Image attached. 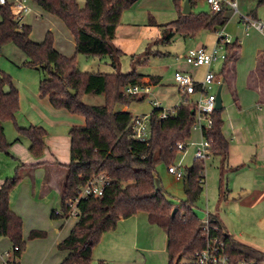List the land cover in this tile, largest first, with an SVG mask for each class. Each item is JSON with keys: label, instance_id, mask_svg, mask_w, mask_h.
<instances>
[{"label": "trees", "instance_id": "trees-1", "mask_svg": "<svg viewBox=\"0 0 264 264\" xmlns=\"http://www.w3.org/2000/svg\"><path fill=\"white\" fill-rule=\"evenodd\" d=\"M91 1L95 7L90 3L81 8L76 0H32L44 12L59 19L73 37L75 54L70 58L55 50L51 32L46 33L41 43L33 42L30 39L31 26H20L8 6H0V51L3 46L13 43L27 57L24 66L41 73L38 85L40 97H48L55 109H65L85 121L84 125L74 126L69 131L70 161L65 166L61 207L59 213L52 212L51 218L69 217L66 202L76 196L78 187L86 180L99 173H105L110 178V185L102 196L81 199L77 204V222L69 235L57 245L58 250L65 252L60 264H91L94 248L102 236L116 229L121 219L139 213H145L148 222L165 233L167 264H192L195 252L205 246L201 223L192 209L203 192L200 181L204 180V160H193L192 165L183 170L186 200L177 207L173 217L171 213L175 206L163 190L156 187L155 174L158 164L168 167L175 163L178 156L176 145L186 143L191 136L195 120L191 99L186 104L180 103L164 119L160 117L163 109L154 108L148 118L149 137L144 142L134 140L132 125L138 116L114 109L117 105L127 106L144 100V96L125 95L123 88L143 85L141 80L145 76L137 73L135 66L147 63L149 48L141 56H132V69L122 74L118 68L123 53L113 41L123 11L135 0ZM188 2L194 4V0ZM174 7L176 20L157 26L160 35L154 43L168 44L176 35L187 38L203 31L216 32L229 20L226 8L215 14L200 12L183 15L179 0L174 1ZM239 48L237 41L225 47L227 59L219 75L224 74L227 65L237 58ZM78 55L106 57L115 72H82L76 63ZM256 70L264 83V53L258 58ZM149 79V83L158 81L154 77ZM88 95L103 96L104 104H86L83 98ZM18 111V90L11 77L0 70V152L8 155L10 142L5 136V124L11 122L18 136L15 141L26 139L28 152L40 157L46 132L37 126L18 127L15 121ZM221 113L222 109L213 112V125L203 135L211 141L210 155L220 156L224 161L229 144L223 135ZM21 167L0 187V236L7 238L12 246L19 247V256L26 244L22 239V220L10 209L9 194L22 180L19 175ZM218 223L220 230L224 231L222 238L230 264L243 260L264 264V252L237 241L219 220ZM42 237H45L42 231L33 230L29 234V239Z\"/></svg>", "mask_w": 264, "mask_h": 264}, {"label": "rangeland", "instance_id": "rangeland-1", "mask_svg": "<svg viewBox=\"0 0 264 264\" xmlns=\"http://www.w3.org/2000/svg\"><path fill=\"white\" fill-rule=\"evenodd\" d=\"M173 1L135 0L121 15V23L128 27L129 25L132 27L136 25L137 29H141L143 23H148V20H152L155 23V25L148 24V28L146 29L147 31L149 30L148 32L146 31L148 39L143 42L137 52L139 55L144 54L146 49L149 48L147 63L135 66L136 72L141 75H153L156 69L163 70V66L167 64L183 62L184 49L187 47L186 45L189 41L187 38L176 35L168 44L154 43L156 37H158L156 35L160 33V29L157 26L168 24L177 18ZM180 1L182 3L184 0ZM76 2L81 8L90 3L95 7V3L91 0H76ZM253 2L255 0H238L240 14L236 15L232 11H227L230 19L229 22L232 24L231 28H237L239 32L242 31L243 33L244 25L241 22V16L250 15L261 7L257 1ZM28 6L31 7L32 11L23 18L21 24L31 26L30 39L32 41L41 43L47 32H51L53 37L55 33L58 38H62L63 32H66V29L58 19L44 13L37 5L29 2ZM208 10L209 7L204 0H197L196 5L192 9L195 14L208 12ZM260 12L264 13V6H262ZM201 35L215 38L214 34L210 32L202 33ZM132 43L134 44V42L129 41V44ZM130 59L131 56L127 54L121 57L118 69L120 73L125 74L132 69ZM26 61L27 57L25 54L13 43L3 46L0 51V64L2 67L10 65L20 67L22 64L21 67L27 68L24 66ZM76 63L78 70L82 72H114L106 57L99 58L78 55ZM173 83V71L171 69L169 73L162 75L160 84L149 87L150 95L145 96L143 101L132 102L128 106L136 104L139 115L151 114L154 108L151 101L153 96H155L162 103V108L165 112H173L181 102L178 86ZM216 91L217 87L214 86L211 93H216ZM197 97V95H192L191 99L195 101ZM95 98L97 97L88 95L84 97V101L86 104H94L97 103V99ZM221 99L223 109L221 117L224 121L223 131H227L228 133L230 125L239 123L243 139L240 141L241 143L237 141L234 145L232 144V139L227 134L226 137L229 144L227 162L223 163L220 156L212 155L204 160L203 192L192 209L199 220L203 219L206 213L215 215L227 232L237 241L264 252V167H259L255 163V156L253 157L255 146L259 145L264 138V104H253L251 107L244 108L245 110L240 114L234 103V97L225 87L221 91ZM257 106H259V109ZM5 136L7 141L9 140L8 142L18 137L15 127L11 122L6 123ZM199 139V134L191 131V136L186 142L188 147L185 151L178 154L174 163L175 166L180 164L181 169L184 170L192 165L195 148L189 144L192 142L196 143ZM21 140L27 142L24 138ZM25 148L27 149V143L25 144ZM9 158H12L9 153L6 155L0 152V172L2 174L9 173V178H11L15 175V169L12 168V172L8 170V166L12 164ZM28 168L33 169L34 166H28ZM64 172L66 173V171ZM23 174V171H19L21 177H23ZM155 174L157 184L162 188L168 200L177 208L186 200L183 181H176L174 177L169 175L167 166L164 164H158L155 167ZM34 178L35 174L29 178L30 183H24L20 187L21 189L17 194L24 196L22 201L16 200V202H13V207L22 220V239L26 244L19 262L20 264H60L64 254L58 250L57 243L67 237L77 221V217L69 216L66 219L51 218L50 214L53 210L56 212L60 211L61 198L59 195L53 194L48 204L41 203L39 198L36 199L33 195L31 181ZM221 192L223 193L222 195H220ZM153 227L156 230L154 231L155 234H159L156 232L165 234L159 227L154 225ZM31 230H41L45 233V237L29 239ZM152 236V231L140 230L139 243L143 242L146 248L153 246ZM128 239H124L126 241L123 243L128 245ZM154 239L156 245L159 242V238L157 236ZM160 244H163L162 238ZM11 245L7 238L0 236V252L4 250L11 251ZM104 247V251L106 252V248L110 246L102 245V251ZM135 249L137 248L132 250L130 246L124 252L126 258L133 259L134 256H139L141 260H138L135 264H147L150 261L149 264H152V262L153 264L168 263L167 255L164 262L162 261L163 255L151 256V259L148 260V255L144 251L138 250L137 252ZM99 254V251L93 254L91 264H100L97 261ZM145 259L146 263L144 262ZM119 262L117 260L105 264H120ZM122 264L128 263L124 262Z\"/></svg>", "mask_w": 264, "mask_h": 264}, {"label": "crops", "instance_id": "crops-1", "mask_svg": "<svg viewBox=\"0 0 264 264\" xmlns=\"http://www.w3.org/2000/svg\"><path fill=\"white\" fill-rule=\"evenodd\" d=\"M184 1L182 3L180 1V5L182 9H183ZM235 1L237 4L238 13H234V11H232L231 9L227 7L225 8L228 11H232L233 14L237 15V14H240L239 4H238V0H235ZM256 1L260 3L261 7L255 10L250 15L248 14L246 16H249L252 19L258 20L264 24L263 22L264 13L260 12V9L262 8V6H264V0H255V2ZM196 2L197 0H194L193 5L189 4V8L191 12L190 14L194 13L192 9L196 5ZM30 3L33 5H36L34 2H30ZM31 11L32 9L30 10L29 13H31ZM41 11L43 10L41 9ZM229 21L230 19L228 20V23L222 28V30L226 34H228L232 42L237 41L238 44L240 45V48L236 53L237 58L227 65L226 71L222 75H219V74L221 73L223 69V66H224L223 62L218 61L214 63L211 66V70H213L217 74L218 78L220 79V84L216 85L217 89L219 86H221V91H222V89L225 87L226 90L230 94H232V96L234 97V103L238 109V112L241 114L243 113V110H245L244 108L251 107L253 104H256V103L264 104V93H263L264 83L261 82L259 74L256 70L257 64H258V58L260 54L264 53V35H263L264 30L262 32H259L258 30L254 28H250L248 31H245V28H244V31L242 33V31L239 32L237 28H234V27L231 28L232 24ZM237 21L239 22V20ZM151 22L153 21L148 20V23L146 22L143 23L142 25L143 27L141 29H137L136 25L133 27L129 25L128 27V26L123 25L120 20V24L116 29V34H115V38L113 41L115 47L118 48L123 53V55L127 54V55H130L131 57L141 56L142 54L139 55L137 54V52L139 50V47L143 44V42H145L148 39L147 32L149 30L148 31L146 30L148 28V24L149 25L155 24L154 22H153L154 24H152ZM206 32L208 31L200 32L195 37H187L189 41H188V44L186 45L187 47H185L184 49V55L189 49L204 47L205 49L209 50L216 44L217 42L216 32H210L214 34V37H215L214 39L206 35H203V36L201 35L202 33H206ZM159 35L160 33L157 34L156 36L159 37ZM158 37H156V39ZM129 41L134 42V44L133 43L129 44ZM35 43H38V42H35ZM54 48L56 51H58L65 57L70 58L74 56L75 54L74 39L70 35L67 29H66V32H63L62 38H58V36L54 33ZM21 65L20 67L14 66V65L2 67L0 64V70L5 72L7 75L11 77L14 87L18 90L19 111L15 117L16 124L18 127H22V128L28 127V126L41 127L45 130L46 135L43 137L44 149L40 157H34L28 152V150L25 148V144H26L25 141H22V142L15 141L16 139H14L13 141H10V147L8 149V153L12 157V158H9L11 159L10 161H12V164L11 166L8 164L9 165L8 170L12 172V168L16 170L19 166H22L21 169H19V171L24 172L21 183L17 187H15L9 194L10 209L16 215H18V213L16 212V209H14L13 207L14 206L13 202H16V200L22 201V198L24 196L22 194H20L21 195L20 196L17 193H19V190L21 189L20 187L24 185V183L26 184L30 183L29 178H31L34 174H35V178L31 182L33 185L32 187L33 195L36 199L39 198V201L41 203L48 204L49 199L53 196V194L59 195L61 198V190H62L63 183H64L65 176H66V173L64 172L66 171L65 166L68 165L70 161L69 131L74 126L84 125V122H85L84 118L81 116L72 115L65 109H55L54 107H52L48 97L41 98L38 92V85L41 79V73L37 70L23 68L21 67ZM130 66H131V59H130ZM163 68H164L163 69L164 71L156 69L153 75H148V76L144 75L145 77L141 80L143 85H147L150 87V86H156L160 84L162 80V75L169 73L171 69L173 71V74L175 71H181L184 73H188L189 75L193 77V79L196 82H201L204 74L207 71L206 67L196 68V67L189 66L185 64L184 62H179V63L173 62L171 64H167L163 66ZM150 77L158 78L157 83H151V82L149 83ZM148 95H150V93L147 95H141V96L145 97ZM96 97L97 98L95 99H97L96 100L97 103L90 104V105H103L105 101L104 97L103 96H96ZM154 100H157L155 96H153L151 104ZM83 101H84V98H83ZM160 108L163 109L162 103H161ZM257 108L259 109V106H257ZM114 110L116 112H128L135 116H149L150 115V114L139 115L137 112L136 104H133L131 106L117 105ZM227 134L232 139L233 141L232 144L234 145L236 144L235 142L237 141L240 142L243 139V134L239 127V123L230 125V128L228 129V133L227 131H223V135L226 140H227V137H226ZM263 137H264V128H263ZM254 156H255V161H256L255 163H257L259 167L261 166L264 167V138L260 142L259 145L255 146L253 157ZM228 157H229V152H228L227 158L224 161L222 160V162L223 163L227 162ZM28 166H34V168L33 169L28 168ZM9 177H10L9 173L6 172L2 174L0 172V187L3 184V182ZM179 181H183V179ZM183 184H184V192H185L184 181H183ZM156 187L161 188L157 184V182H156ZM221 225L223 226L222 223ZM140 230H146V231L153 232V236H152L153 246L146 248L145 245H143V242L139 243ZM36 231H41V230H36ZM154 231L156 230L154 229L153 225H151L148 222L147 215L145 213H139L128 219H121L118 222L116 229L103 235L100 242L95 246L93 254L96 253V251H99L100 254L97 257V261L100 264L114 262L117 260L120 261L119 262L120 264L124 262L128 264L130 263L135 264L138 262V260H141L139 256H134L133 259H130V258H126V255L124 253L131 246L132 250L134 248H137L135 249L137 250V252L138 250H140L141 252L144 251V253L148 255V260L151 259V256L163 255L162 261L164 262L166 258L165 256L167 255V237L162 232H156L159 234H155ZM157 236L159 238V242L156 244L158 246L155 247L156 245H155L154 238ZM161 238L163 240V244H160ZM124 239H128L127 240L128 245L123 243L124 241H126ZM102 245H106L110 247L106 248L107 251L105 252L104 251L105 247L103 248V251L101 250ZM5 251H9V250H4L0 252V257L3 256V253ZM60 252L64 254L63 255V259H64L65 252L63 251H60ZM144 262L145 263L147 262L146 259L144 260ZM150 262H148L147 264H149Z\"/></svg>", "mask_w": 264, "mask_h": 264}, {"label": "built area", "instance_id": "built-area-1", "mask_svg": "<svg viewBox=\"0 0 264 264\" xmlns=\"http://www.w3.org/2000/svg\"><path fill=\"white\" fill-rule=\"evenodd\" d=\"M209 7V13L215 14L227 7L238 13L235 0H204ZM32 0H0V6H8L14 20L21 26V21L30 12L28 3ZM241 22L244 25L245 31L254 28L259 32L264 30V24L258 20H254L249 16H241ZM217 42L209 50L204 47L189 49L184 55L183 62L192 67H206L207 71L201 82H196L191 75L181 71H175L173 74L174 83L178 86L181 94V102L186 104L192 95H197L195 101L191 99L192 112L195 116L191 131L197 132L200 136L198 142L190 143L189 145L195 148L194 160H205L210 156L211 141L207 140L203 133L209 130L213 125L212 114L217 111L216 93H211L214 86L220 84V79L217 74L211 70V66L220 61L225 62L227 53L225 47L232 44L228 34L222 28L216 31ZM123 93L127 96H141L150 93L147 85H128L123 88ZM154 108H160L161 103L157 100L152 102ZM179 106V105H178ZM177 106V107H178ZM176 107V108H177ZM167 113L163 110L160 115L162 119L167 117ZM149 116H138L132 125V137L134 140L144 142L149 137L148 127ZM187 143H179L176 145L177 153L187 149ZM167 171L176 180L183 179V170L181 165L175 166L171 164L167 167ZM204 185V180L200 181ZM110 185V178L105 173H99L86 180L84 184L78 187L76 196L66 202L70 212L69 216L77 215V204L81 199L90 197H100L104 190ZM59 213V212H56ZM201 223V235L205 239L203 249L195 252L192 264H230L229 258L225 252V244L223 241L224 231L220 230L217 217L206 213ZM20 249L18 246H12L11 251H5L0 257V264H20L19 255ZM238 264H254L253 262L243 260Z\"/></svg>", "mask_w": 264, "mask_h": 264}, {"label": "water", "instance_id": "water-1", "mask_svg": "<svg viewBox=\"0 0 264 264\" xmlns=\"http://www.w3.org/2000/svg\"><path fill=\"white\" fill-rule=\"evenodd\" d=\"M190 13L191 12H190V8H189V2H188V0H185L184 4H183L182 14L183 15H189ZM215 96H216L215 108L217 111H219L222 109L221 86L218 87ZM176 211H177V208H174L172 210V213H171L172 217L175 215Z\"/></svg>", "mask_w": 264, "mask_h": 264}]
</instances>
